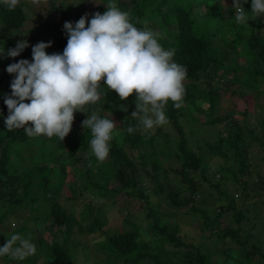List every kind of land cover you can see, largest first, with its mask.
I'll return each mask as SVG.
<instances>
[{
  "label": "rangeland",
  "instance_id": "1",
  "mask_svg": "<svg viewBox=\"0 0 264 264\" xmlns=\"http://www.w3.org/2000/svg\"><path fill=\"white\" fill-rule=\"evenodd\" d=\"M20 1H23L22 8L26 18L20 29L8 39L11 43L0 53V63L5 71L10 63L20 59H28L31 62V48L37 43L33 37H30L29 31L34 23L48 22L46 28L50 33H54L59 27H63L66 21L71 22L74 26L76 21L85 14L90 20L98 5L106 6L109 2H113L117 6V0H39L38 4L33 3L32 0ZM210 4L211 6L205 9L211 11L210 14L204 11L202 6L193 7L191 13L194 16V28L205 34L215 47L221 51L224 50L223 59L227 63H230L232 58L235 62L230 63L231 71L228 70L223 77L214 76L211 84L219 91V106L212 111L211 117H221L227 113V118L214 123L205 122L207 104L199 99H194L193 105H182L176 112V122L182 129L186 146L203 157L201 166L183 170L184 175L194 183L195 190L191 193L188 183L176 173L180 170L178 158L180 152L176 145L177 133L170 122L171 120L166 116V124L154 127L152 130H144L139 119L135 118V130L142 135V139H146L149 134H156L152 141L148 142L146 139L137 147L129 149L127 145L123 144V136L129 127L126 121L132 118L131 113L135 110V94L130 102L133 105L129 106L128 100L121 101L114 91L112 96H106L104 91L109 89L101 82L100 100L95 104L85 105L81 109L83 112L76 111L72 125L77 122V116L80 114L85 120L87 115L91 116L93 111L98 114L103 109L107 111L109 113L107 116L115 120L113 138L116 144L122 146L128 158L135 163L133 177L136 186L140 185L142 188L143 196L128 194L125 191L131 189L120 185L117 180L113 179H109V185L114 186L118 191L111 197L100 196L95 188L87 187L88 179L85 176L83 161L89 147L80 154L79 161L73 165L67 164L64 168L61 188L58 194L52 197V200L57 199L75 219L81 218L80 213L83 206L89 202V208L84 209L85 217L80 219L84 232H76L65 240V235H62L64 227L61 226L59 230L56 229L48 235L51 239L67 244H74L79 240L72 254V264H91L93 259L96 260L95 257L101 254L97 245L103 239L102 231L107 234H116L122 231H131L134 228L137 231V239L149 244L152 252L157 250L155 249L156 245H162L164 253L160 258L168 259L169 264H199L195 259L188 262L186 251L203 255L202 264H264V81L259 80L257 85L253 86L245 85L239 80L233 81L232 76L239 78L242 75L247 57V60L252 59L249 58L245 48L243 52L237 50L238 53L235 54L234 47L225 39L223 33L228 31L229 38H231L232 28L224 26L218 29L221 20L228 16L224 5L231 6L232 0H210ZM242 6L249 11L251 0H247V2L242 0ZM118 8L125 12L120 7ZM50 9L51 18L47 20L46 13ZM232 9L235 21L236 10L234 7ZM72 14H75L73 19L70 18ZM76 16H78L77 20ZM252 20L256 22L255 25L251 26L248 21V24L238 25L237 29L246 37L245 31L250 26L264 41V15ZM131 22L135 25L133 21ZM145 22L153 31H158L156 22L147 21L146 18H142V28L145 26ZM21 40L27 41L28 47L18 57H8L7 50L14 48L16 43ZM43 42H50V36ZM223 45L226 47L224 48ZM238 49L241 47L239 46ZM0 51L2 50L0 49ZM45 51L47 54L53 53L51 46L47 47ZM255 63L264 71V62L257 59ZM220 72L222 71L219 70L218 73ZM7 74L10 84L14 75ZM255 77L258 78V76ZM261 78L263 79L262 76ZM202 81V79L199 81L200 88H207L205 81ZM223 90H226L224 94H222ZM230 91L235 94L231 95ZM193 106L200 108L202 112L196 111ZM86 110L89 111L88 114H86ZM232 119L242 127L245 142L250 144L247 152V170L242 172L237 170V161L228 143L221 141L220 144L225 157L211 153L206 148L207 144L229 134L233 127L231 126ZM78 127L83 128L82 123ZM156 129H158L157 132ZM71 130L73 132L72 127ZM33 137L38 138V136ZM56 152L58 157L65 158V162L68 161L67 143L57 147ZM22 153L24 156H28L27 151ZM143 155H146L148 160L145 165L141 160ZM108 160V156L103 162H99L95 158L89 171L92 173L91 180L99 179L102 172L110 171ZM152 160L157 161V167H152ZM227 168L232 169L238 179L246 180L244 190H242L241 184L232 179ZM257 174L263 179L261 188L254 184ZM55 176L59 179L58 174ZM33 178L39 179L37 174ZM69 185L73 188L71 194H74L75 198L68 197ZM159 185L166 186V190L161 191L158 188ZM168 189L177 192V198L181 200V204H176L167 197L165 192ZM4 208L5 206L0 201V212ZM149 210L156 214L158 223L164 224L183 244L173 245L169 241L161 240L157 233L152 232L149 229L151 217L146 215ZM29 211L27 207H15L10 213H7L3 219L4 234L19 227L28 216ZM94 216L101 221V229L87 232L84 228ZM25 224L29 223L26 221ZM225 231H233L235 234L230 235ZM42 233L43 230L39 228L35 232V236ZM37 254L36 264H48L49 261L42 251L38 250ZM0 264L15 263L11 257L3 256L0 257ZM139 264L155 263L151 258L145 256Z\"/></svg>",
  "mask_w": 264,
  "mask_h": 264
},
{
  "label": "trees",
  "instance_id": "2",
  "mask_svg": "<svg viewBox=\"0 0 264 264\" xmlns=\"http://www.w3.org/2000/svg\"><path fill=\"white\" fill-rule=\"evenodd\" d=\"M117 0V6L129 13L130 21L135 23V26L142 28V18H146L147 21L153 20L156 22L158 31L160 34L159 43L165 49H171L174 52L173 60L179 65L184 66L187 69L186 79L184 80L185 95L183 100V106L185 104L193 105L194 99H199L207 104L206 113L207 119L205 122L214 123L223 120L228 117L227 113L221 117H211L212 111L219 106V91L216 87L212 86L214 76H224L228 70L231 71L230 63L235 62L234 58L230 63H227L224 58V50L221 51L215 47L209 40V38L194 28V16L191 10L195 6H202L204 11L210 14L211 11L205 9L211 6L210 0ZM23 1L14 10H8L3 4H0V49L3 50L11 42L8 40L10 36L20 29L22 23L26 18V14L22 8ZM224 10L228 14L226 19L221 20L218 29L228 26L233 29L231 38H229V32L225 31L224 37L234 47L235 54L239 50L242 52L244 48L249 54V58L246 59V66L242 70V75L238 78L232 76L233 81L239 80L245 85L253 86L257 85L260 80L264 81V71H262L255 63L257 59L264 62V41L258 36V33L248 26V30L245 32L247 36L244 37L237 29L240 25L234 21L233 9L228 4L224 5ZM106 10L105 6L98 5L94 11L103 13ZM219 14V13H217ZM248 15L251 16L250 9ZM220 16V14H219ZM75 17V14L70 16L71 19ZM51 18V9L46 13V19ZM78 16H76V20ZM139 21V23H137ZM251 26L256 22L252 19L249 20ZM48 22L34 23L30 27V37L36 42H43L45 38L50 36V42L53 53H62L67 43V35L63 27H59L54 33H50L46 28ZM224 46V45H223ZM241 49H238V47ZM226 45L224 46V48ZM238 50V51H237ZM221 70L222 72L218 73ZM255 76H258L256 78ZM263 77V79L261 78ZM205 81L207 88H200L199 81ZM8 74L5 71L3 65L0 63V201L5 208L0 212V246L6 242L7 238H10L12 234H19L22 238L30 239L35 245L36 252L34 255L27 257L24 260H14L15 264H36L37 251L40 250L48 259V264H72V254L78 244H67L51 239L49 233L54 232L59 227H64V239L66 240L69 235L76 232H84L81 226V220L85 217L84 209L89 208V202L83 206L80 213L81 218L75 219L72 217L70 211H67L57 199L52 200L55 194H58L61 185L63 172H65V166L79 161L80 157L89 147V151L83 161L85 167V176L87 177V187L95 188L98 195H107L109 197L117 193L118 189L109 185V179L117 180L120 185L129 187L130 191H125L128 194H137L143 196L142 188L140 185L136 186L135 178L133 177V171L135 169V163L128 158L124 148L116 144L113 138L109 142V155L108 164L110 165V171L102 172L99 179L91 180L92 173L89 172L92 167L95 156L90 149V140L92 138L91 130L88 128L78 127L82 123L83 115L77 116V122L72 125L70 133L61 141L58 137L53 136L48 138L40 135L37 139L33 136H28L25 131L21 129H14L11 132L7 131L4 120L7 117L8 109L4 104V97L11 94ZM223 90L222 94H224ZM234 95L235 92H229ZM106 96H112L113 91L105 90ZM134 94L127 98L129 106H132L130 102L134 97ZM27 102V101H26ZM182 107V106H181ZM180 107V108H181ZM196 111L202 112L198 107H195ZM179 108V109H180ZM177 108L173 106V103L169 101L165 106L166 116L171 120V124L174 126L177 133V148L180 152V170L176 171L181 175V179L188 183V187L191 191L195 190L194 183L188 179L183 170L201 166L202 155L195 153L194 150L186 146V141L182 132V129L176 122ZM88 114V110L85 111ZM181 112V111H179ZM102 118L107 117L110 119L109 113L104 109L98 114ZM211 117V118H210ZM120 121V119H118ZM135 118H131L126 123L128 126H132L134 131L128 133L127 130L123 136V144L127 145L129 149L137 147L141 142H148L153 140V136L156 133L149 134L146 139H142V135L135 130ZM232 130L225 137H220L213 143L207 144L206 148L211 153L219 154L225 157L224 151L221 148V141H225L229 144L232 150V154L237 161V170L240 172L247 170V155L249 142H245V135L243 134L242 127L236 124L234 119L231 120ZM158 129H156L157 132ZM74 135V136H73ZM258 138V137H256ZM37 140V141H36ZM68 145V161L65 162L63 157H58L56 154L57 147L62 146L63 143ZM62 143V144H61ZM30 147V148H29ZM34 148V149H31ZM23 151L28 152V156H24ZM59 152V151H58ZM60 153V152H59ZM155 154V152H152ZM146 155L141 157L143 165L148 163ZM237 157V159H236ZM52 162V163H51ZM51 163V164H50ZM152 167H157V161H151ZM45 171V172H43ZM230 171L231 177L238 184L242 185V190L245 189L246 180L238 179L235 176V172L227 168ZM37 174L39 179H34L33 176ZM56 174L59 175V179L56 178ZM254 184L261 188L263 185V179L259 174L256 176ZM161 191L166 190V186L159 185ZM73 188L69 185L68 197L75 198ZM166 195L170 200L176 204H181V200L177 198V192L168 189ZM15 207H27L29 208L28 216L24 219L23 223L10 231L8 234H4L3 219L7 213ZM151 217L149 229L157 233L161 240L169 241L173 245L183 244L178 238L173 235V232L169 230L164 224L158 223V217L156 214L149 210L146 213ZM29 224L26 225L25 222ZM101 221L98 217L91 218L90 223L86 225L84 229L87 232H92L97 229H101ZM42 229L43 233L39 236H35L37 230ZM122 231L116 234H107L102 231L103 239L98 243L97 247L101 250V254L96 256V260L93 259L91 264H139L140 261L148 256L155 264H169V260H163L160 256L164 253L162 245H156L157 249L152 252L151 246L144 241L137 239V231ZM225 233L234 235L233 231H225ZM187 260L190 262L195 259L199 264H202L204 260L203 255L186 251Z\"/></svg>",
  "mask_w": 264,
  "mask_h": 264
},
{
  "label": "clouds",
  "instance_id": "3",
  "mask_svg": "<svg viewBox=\"0 0 264 264\" xmlns=\"http://www.w3.org/2000/svg\"><path fill=\"white\" fill-rule=\"evenodd\" d=\"M32 2L38 4L39 0ZM0 4L14 10L20 0H0ZM231 6L238 24L264 15V0H251V16L242 0H232ZM105 8L90 20L87 14L81 16L74 26L64 23L67 43L62 53L47 54L51 42L41 41L31 48V62L20 59L7 66V73L14 75L11 94L4 97L7 131L22 128L30 137L56 136L63 141L71 131L74 113L100 100L101 82L121 101L135 93L131 117L138 118L144 130L167 123L165 106L169 101L177 109L182 106L187 69L174 62L173 50L159 43L160 34L146 22L138 28L129 13L115 3L109 2ZM26 47L27 41H18L7 50V56L18 57ZM115 126L114 119L102 118L96 111L82 121V127L91 130L90 149L99 162L109 155ZM133 131L132 126L127 128L128 133ZM35 252L30 239L19 234H12L0 246V257L14 260H24Z\"/></svg>",
  "mask_w": 264,
  "mask_h": 264
}]
</instances>
